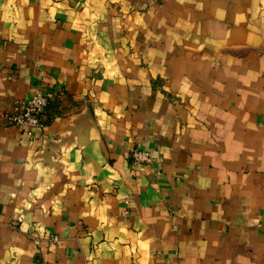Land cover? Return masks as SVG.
I'll list each match as a JSON object with an SVG mask.
<instances>
[{
	"label": "crops",
	"instance_id": "obj_1",
	"mask_svg": "<svg viewBox=\"0 0 264 264\" xmlns=\"http://www.w3.org/2000/svg\"><path fill=\"white\" fill-rule=\"evenodd\" d=\"M0 264H264V0H0Z\"/></svg>",
	"mask_w": 264,
	"mask_h": 264
},
{
	"label": "built area",
	"instance_id": "obj_2",
	"mask_svg": "<svg viewBox=\"0 0 264 264\" xmlns=\"http://www.w3.org/2000/svg\"><path fill=\"white\" fill-rule=\"evenodd\" d=\"M48 104L49 97L47 92L39 89L25 101L17 103L15 111L7 116L8 122L12 126L25 127L30 133L33 128L44 126V116ZM131 156L138 163H146L152 160L149 152L140 148L133 149ZM50 240L56 241L57 237L51 236Z\"/></svg>",
	"mask_w": 264,
	"mask_h": 264
}]
</instances>
